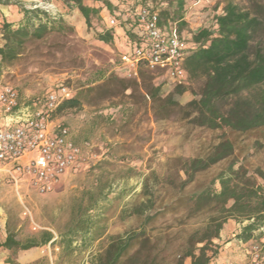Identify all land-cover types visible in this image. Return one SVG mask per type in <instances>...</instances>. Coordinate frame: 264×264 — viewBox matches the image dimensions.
<instances>
[{
	"label": "rangeland",
	"instance_id": "rangeland-1",
	"mask_svg": "<svg viewBox=\"0 0 264 264\" xmlns=\"http://www.w3.org/2000/svg\"><path fill=\"white\" fill-rule=\"evenodd\" d=\"M14 1L18 8L46 12L54 20V29L42 39L28 41L15 61L2 64L0 84L12 85L23 101L41 98L59 84L68 86L80 105L57 114L54 123L67 126L76 143L92 145L101 158L89 160L86 168L66 175L45 194L23 184L16 187L0 171V243L8 232L26 242L39 241L48 231L64 248L47 244L44 257L35 264L90 262L105 249L111 235L143 223L144 215H129V210L150 198L153 208L148 214L158 213L146 222V230L158 244V262L174 264L175 254L189 233L202 227L208 215L193 210L191 195L204 188L218 191L216 177L230 162L235 168L241 164L247 176L264 185V178L258 175V171L264 174V132L239 135L225 128L198 126L184 117L180 107L164 109L159 101L152 102L146 90L149 84L159 85V97L171 95L179 106L195 96L196 87L187 85L178 93L169 80L149 70L144 79L139 74L128 76L119 59L125 42L116 41L120 25L109 24L106 8L102 7L100 19L93 18L87 26L76 7L61 0ZM187 1L191 8L186 15L188 26L182 31L185 37L193 28L214 27L225 0ZM232 1L249 6L248 0ZM84 2L101 6L96 0ZM193 18L199 20L190 27ZM11 23L15 27L24 19L15 15ZM105 30L113 35L109 43L98 39V33ZM2 43L0 35V46ZM223 134L233 141V154L184 183L183 161L204 157ZM25 207L29 210L26 214ZM245 223L230 218L223 224L220 232L228 224L232 230L229 237L214 240L219 246L215 259L223 260L226 241L236 238ZM70 240L80 243L75 255L69 253ZM249 244L239 241L245 261L236 264H247ZM3 251L0 247V253ZM187 263L188 258L184 260Z\"/></svg>",
	"mask_w": 264,
	"mask_h": 264
},
{
	"label": "trees",
	"instance_id": "trees-1",
	"mask_svg": "<svg viewBox=\"0 0 264 264\" xmlns=\"http://www.w3.org/2000/svg\"><path fill=\"white\" fill-rule=\"evenodd\" d=\"M45 2L49 0H39ZM69 7H76L85 24L91 25L93 18L100 19L102 7L110 14L120 10L127 17L121 21L125 26L127 44L139 45L141 38L132 30L138 28L137 22L128 16V11L140 5H149L156 10L161 23L176 22L178 30L188 26L184 18L185 0H96L101 6H90L84 0H61ZM249 6L243 7L225 0L221 13L215 16L214 27H202L190 32V42L194 45L186 56L184 66L187 71V85H195V96L183 106L172 101L171 95L160 98V86L146 87L152 102L159 101L164 109L180 107L185 118L198 126L210 129H228L237 134L264 132V1L248 0ZM17 5V3H16ZM24 23L13 26L6 18H0V72L2 64L15 61L22 53L25 44L33 39H42L54 29V20L39 8H18ZM42 14L43 16H40ZM44 17V20L43 18ZM61 29V28H59ZM137 30V29H136ZM98 39L109 43L113 40L110 30L98 33ZM148 69L141 68L143 77ZM186 86H176L181 93ZM74 96L64 100L52 113V118L61 112L79 107ZM234 152L233 141L221 135L204 157H194L183 161L182 171L185 182L193 179L195 173L209 168ZM264 178V174L258 171ZM219 190L204 188L190 196L189 201L195 212L208 213L202 227L189 233L185 244L180 246L174 257V264H215L214 259L219 246L223 224L230 218L246 221L236 238L246 243L254 238L257 226L264 218V185L247 176L241 164L235 168L230 162L226 169L216 177ZM153 201L146 198L129 210V215H144L143 223L134 229L111 235L105 249L96 254L91 264H160L158 244L147 232L145 224L158 212L148 214ZM253 218L252 221L250 219ZM53 235L45 231L39 241L21 242L8 232L0 247L4 249H27L43 246L51 241ZM71 240L69 241V244Z\"/></svg>",
	"mask_w": 264,
	"mask_h": 264
},
{
	"label": "built area",
	"instance_id": "built-area-1",
	"mask_svg": "<svg viewBox=\"0 0 264 264\" xmlns=\"http://www.w3.org/2000/svg\"><path fill=\"white\" fill-rule=\"evenodd\" d=\"M190 8L186 2L187 22ZM128 16L137 22V30L132 31L141 42L128 44L119 55L126 74L137 77L139 69L146 68L175 86H186L184 61L194 45L182 34L183 29L179 31L176 22L161 23L148 4L128 11ZM126 17L115 10L109 15V24L119 25ZM73 96L68 86L59 84L41 98L23 101L12 85L0 84V171L16 187L23 184L38 194L51 192L66 175L101 158L92 145L76 143L67 126L54 123L52 113ZM27 212L25 207L23 213ZM254 233L256 238L248 241L247 264H264V218Z\"/></svg>",
	"mask_w": 264,
	"mask_h": 264
},
{
	"label": "crops",
	"instance_id": "crops-1",
	"mask_svg": "<svg viewBox=\"0 0 264 264\" xmlns=\"http://www.w3.org/2000/svg\"><path fill=\"white\" fill-rule=\"evenodd\" d=\"M39 1V0H37ZM115 1V0H114ZM188 2L187 0H185V3ZM16 1L14 0H0V18H6L8 22H12L13 21V17L15 15H19L18 13V7L16 5ZM112 3H117L113 2ZM103 12V11H102ZM194 20L190 21V27H192L191 25H193L194 23H196V20H199V18H193ZM125 26L122 27L120 26V30L117 32V36H116V41L117 40H121L122 42H125L124 47L122 48V50L120 52H123L127 49V36L125 33ZM202 27H196L193 28L192 32L197 31L198 29H200ZM191 34H188V38L190 40ZM119 38V39H118ZM232 230V224H228V226H226L224 232H220L219 235V239L217 240L218 242L223 240V237H229L228 233H230ZM224 235H222V234ZM53 243L50 244V242L48 243L49 247L54 246V248H64L63 244H57L56 240L54 238H52ZM238 243L239 241L237 240V238H232L229 241H226V251H225V255L223 260V263L220 261V258L215 259L214 263L215 264H236V262H240L243 263L245 261V256L243 254V250H239L238 249ZM46 245L43 246H33L27 249H17V250H12V249H4L3 253H0V264H35L36 262H40L41 259L44 257V253H46ZM80 246V243L77 241H72L68 247H69V253L71 254H76V248ZM54 259V258H51ZM91 261H87V260H82L80 262V264H91ZM56 262H54L53 260L51 261V264H54ZM64 263V262H63ZM58 264V263H57ZM189 264V263H187Z\"/></svg>",
	"mask_w": 264,
	"mask_h": 264
}]
</instances>
